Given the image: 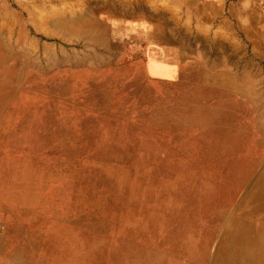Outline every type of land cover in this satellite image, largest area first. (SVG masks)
I'll return each instance as SVG.
<instances>
[{"label": "rangeland", "instance_id": "obj_1", "mask_svg": "<svg viewBox=\"0 0 264 264\" xmlns=\"http://www.w3.org/2000/svg\"><path fill=\"white\" fill-rule=\"evenodd\" d=\"M36 1L40 0H19L22 4L32 6L37 12L34 15L36 22L31 24L16 11L14 0H0V27L4 25L3 14L13 16L18 25L22 24L21 35L15 38L16 45L24 46L33 60L45 54L47 56L44 55L43 59L54 65L57 60L63 59L58 69L63 72V79L70 89L65 96L58 98L43 95L46 90L43 85L53 78L51 71L45 75L35 74L33 68L23 67L22 73L16 77L22 67L21 54H11L8 37L11 38L9 34L14 33L19 26L10 27V30L1 27L4 43L2 45L0 42V242L8 240L17 244L23 235L29 236L28 239L36 235L39 244L36 245V251L27 258L32 260V264H206V254L213 248L212 236L219 223L217 215L222 209L219 200L236 203L243 194V190L235 197L229 194L237 192L239 188L229 185L231 183L223 177L224 165L229 161L249 162L264 153L261 147L264 142H258L259 133H264V130L256 131L251 123L253 119L264 117V107L261 105L264 100V0H148L152 1L150 4L153 3L150 7L148 1L138 0L139 4L145 2L142 6L149 13H155L170 25V37L177 39V42L169 44L167 54L163 50L139 52L135 56L126 53L122 58H115L111 62L112 64L119 59L124 61L128 58L152 60L163 56L175 60L179 57L181 63L177 62L176 70H188L187 67L194 65L195 60L202 62L206 67L211 61V55H219L223 67L232 68L233 72L241 74V85L246 81L252 84V94L260 107L258 106V112L253 113V116H235L231 124L226 126L225 132L224 128L221 132L216 131L219 127H214L217 138L213 137L206 127L201 129L204 126H176L168 121V113L180 117L187 115L182 111L183 107L196 110L199 109L196 108L198 104L204 109H211L214 106L213 99L205 98L195 105L187 104L182 101L183 94L175 85L163 88L159 81L143 77L138 82L146 85L150 92L157 96L162 111L158 121L151 118L155 122L153 124L147 119L139 120L137 111L130 107L136 100L132 95L136 86L133 77L124 74L126 66L103 68L84 66L76 63L75 59L73 63L67 62L64 57L73 55L77 58L95 50V47L88 46L91 39L83 32L57 29L51 24L45 27L41 22L46 15V12L42 13L43 0L39 9L35 7ZM120 1L127 4L138 2ZM47 5L45 3V6ZM58 7L65 10L75 7L76 10L79 4L66 3ZM81 8L83 9V6L77 11ZM182 8L188 10L187 16L180 13ZM47 21L52 22L50 19ZM247 32L248 37L255 41L254 45L245 37ZM168 41L171 42L169 38ZM194 43L197 47L193 46ZM192 48H196L195 51H191ZM74 50L77 51L76 55L73 54ZM165 54L167 56H164ZM226 58L239 60L240 63L234 66L226 63ZM163 67L160 65L158 68ZM126 68L132 70L136 65L132 63ZM164 69L166 68L162 70ZM91 70L93 72H90ZM221 70L219 65L213 73ZM33 75L37 77L33 78ZM160 78L166 80L170 77L162 73ZM15 80L24 86L33 85L35 89L13 94L6 92V88L11 87ZM95 88L103 91L102 103L107 108L104 112L106 120L98 121V124L97 121L94 122V114L99 111L91 102L78 108L75 105L78 101L81 103ZM74 89L76 91H73ZM205 92H213V86H208ZM169 98L171 99L168 100ZM49 102L57 104L60 108L53 110L49 106L47 110L50 117L69 121L68 128H75L81 133L95 128L111 138L114 134L116 138L113 139V144L119 151L127 153L128 166L115 162L110 175L106 170H100L101 173H106L105 180L108 185L99 190L117 198L118 204L111 203L108 213H100L102 217H99L98 210L90 209L95 215L92 222L82 221L71 211L74 207L84 209L85 205H70L61 199L70 196L77 199L78 195L82 194L81 187L89 182L87 178L79 180L77 191L63 190L57 194L58 192L51 188L53 176L44 177L39 172L43 165L29 163L17 153L16 148L6 143V136L14 126L16 128L13 129L19 132H42L36 139L45 140L42 129H28L26 126L34 122L29 121L30 116L38 118L41 113L43 117L46 115L47 111L45 113L39 107L48 105ZM139 109L147 111V104H142L141 107L139 105ZM201 114L203 112L200 109L197 116ZM116 116L120 123L109 120ZM75 119L83 120L85 125L76 126ZM203 123H207V119ZM73 134L72 131L64 133L65 138L70 139ZM139 136L141 139H138ZM91 143L94 149L102 150L101 158L108 157L107 146L93 140ZM78 146L54 145L57 150L49 146L46 153L63 155L64 147ZM83 147L90 151V147ZM111 148L114 149L113 146ZM201 179L206 183L210 182L207 187L197 185ZM214 185L224 190L218 191ZM201 193L204 196L197 202L193 201L195 194ZM91 205L86 207L91 208ZM113 213L114 219L109 217ZM12 227L19 230L13 232L10 229ZM7 252L4 250V253Z\"/></svg>", "mask_w": 264, "mask_h": 264}, {"label": "bare ground", "instance_id": "obj_2", "mask_svg": "<svg viewBox=\"0 0 264 264\" xmlns=\"http://www.w3.org/2000/svg\"><path fill=\"white\" fill-rule=\"evenodd\" d=\"M147 1L148 0H146V2ZM150 2L147 3L149 4V7L153 4H150ZM14 3L17 8L16 11L27 18L28 23L33 24L36 22L34 20V15L37 12L32 6L22 4L19 0H14ZM45 3L48 5L45 6ZM66 3H78L79 7L83 6V9L81 8V10L77 11L79 7L76 10L75 7L66 10L58 7L59 5ZM139 3L140 2L138 1L134 4H127L126 2H121L120 0H43V11H41L42 13L46 12V15L43 14L45 15V18L41 22H43L45 27L52 25L57 29L76 31L78 33L83 32L87 35L88 39H91L88 46L95 47V50H93L90 54L86 53L81 56H77V58H74L73 55L64 57V59L69 63H73V59H75L76 63L81 64L87 62L89 63L91 61L93 62L92 64L95 65L111 64V62L114 61L113 59H118V57L122 58L126 53L129 54V56H135L141 52L140 48L142 46H145L148 49L160 47L166 52V54L169 53L167 50V48L169 49V44H176L177 42V39L170 37L168 32L170 28L168 26L170 25H167V23H165L166 21L160 19L155 15V13H149L147 9L142 6V3ZM39 6L40 8L42 7L41 0L35 4L36 9H39ZM154 9L156 8L154 7ZM187 11V9L182 8L180 13H185L187 16ZM154 12L157 13L155 10ZM3 16L4 25L1 26L2 28H8L10 30V27L19 26L15 29L14 33L9 34L11 38L8 37L11 43V54L13 56H16L18 53L21 54L20 61L22 67L20 72L16 73L15 76L18 77L20 73H22V70H24L23 67L33 68L32 70L35 71V74H43V70L46 71V69H53L52 66H50L45 59H43L45 54L42 55V57H38L37 60H33L24 46L16 45L17 41H15V38H18V36L21 35L22 24L19 23L18 25L13 16H11L12 18L10 16H5L4 14ZM161 16L162 14L160 17ZM47 19L52 20V22L48 23ZM1 27L0 39L2 40L0 42L3 45L4 39L1 37L3 29ZM36 28L38 29V27ZM67 34L69 33L67 32ZM246 34L247 35H245V37L248 40H251V45H254L255 41L248 37L249 32ZM57 38L59 39V37ZM168 38L171 42L168 41ZM71 40L69 43H71ZM220 40L221 44L222 38H220ZM212 42L215 43L214 41ZM185 43L187 42L185 41ZM187 44L190 45L191 43L188 42ZM193 46L197 47L195 43ZM194 49L196 48H192L191 51H195ZM75 51L76 50H74L73 54H75ZM198 53L200 54V52ZM166 54L164 56H167ZM210 59L211 61L206 67L202 64V62L196 60L193 62L194 65L191 64V66L189 65L190 67H187L188 70L185 71L189 78L187 82L189 87L187 86L186 93L182 95V101L187 104L195 105L200 102L201 99L210 98L214 100V106L211 109H204L203 106L198 104V107L196 108L199 109L196 110H189V107L185 108L187 115H185L186 118L184 121L195 126H204L201 129L206 127L205 129L210 131L213 137L217 138L218 135L216 131H221L223 128L225 129L226 126L231 124V121L235 118V116L239 117L242 114H249L253 116V113L258 112L259 104L258 100L255 99V95L252 94V84L250 82L246 81L244 85H241V74L233 72L232 68L223 67V62L221 61L222 59L219 55L213 54L210 56ZM62 60H57L55 64H59ZM177 62L178 64L181 63V59L179 57H176L175 59V64H177ZM226 63L236 66L239 65L240 61L226 58ZM56 65H54V68H57ZM219 65L222 70L220 72L213 73V70ZM183 73L184 71H182L179 75H182ZM36 77V75H33V78ZM210 85L213 86V92H205ZM32 89H35V86H24L22 84H18L15 80L11 87H7L5 91L13 94L15 92H26ZM49 90L52 92V88ZM261 105L264 107V100ZM39 108L43 109V107ZM200 109L203 114L198 117L197 114H199ZM204 110H207V112ZM259 115L261 116L262 114ZM205 119H207V123H203ZM251 123L252 127L256 131L259 130L260 132L262 129L264 130V117H258L257 120L253 119ZM214 127H219L220 130H218L219 128L216 130ZM225 131L226 129L224 132ZM40 133L42 132H27V130L19 132L18 130L11 129L9 134L6 136V143L11 147H17L36 155H43V153H46L49 146H53V150L58 149L49 141L44 142V140H37V135ZM259 136L260 140L258 142L263 143L264 133L260 132ZM43 143L46 144L43 145ZM88 143H90V145L86 146L90 147V151H88L87 147L83 146H78L77 148L64 147L63 156H73L79 152L80 156L91 155L93 156V159L101 158L100 155L102 154V150L94 149V147L91 146V141ZM257 146L260 145L257 144ZM43 147L45 148L44 152ZM261 147L264 151V145H261ZM230 150L229 152H231ZM17 153L21 154L22 152L17 151ZM122 158H124V156ZM28 162L37 165L43 164L40 161L35 160H29ZM43 166L44 167L39 168V172L45 177L53 176V186H51V188H53L56 193L58 192L57 194L63 190L72 189V191H77V187L79 188V180H82L83 177L88 179V184L81 187L82 194H79L77 199H75L74 196H70L65 199L61 198L65 203L70 205H85V207L83 206L84 209L81 207H74L73 210H71L74 215L79 216V219L82 221H93L92 219L95 218V215L93 214V210H90L92 208L98 210L99 214L102 212L108 213L111 203L114 205L118 204L117 198H113L112 196L104 193V191L99 190L102 186L108 185L105 180L106 173L103 174L100 170H106L109 172L108 175L112 172L110 167L105 168L99 161L90 163L82 162V160L79 162H54L43 164ZM223 177L231 183L229 185L238 186V193L243 190V194L236 202L237 205L235 207L233 206L230 210L225 211L222 222L214 229L211 241L213 243V248L206 254V264H264V153L259 158L254 160L252 159L249 162H226L224 165ZM203 183V185L207 186L206 181ZM217 189L224 190L219 186H217ZM229 193L231 194V192ZM5 195L6 194H4V196ZM91 204H93V206ZM89 205H91V208L86 207ZM114 207L116 208V206ZM99 217H102V214H100ZM109 217L114 219V213L110 214ZM10 229L13 232L19 230L17 227H12ZM21 237V241L17 244L12 241L9 242L8 240L4 243L0 242V264H16L14 262L20 264H32V260L27 258L36 251V245L39 244V239L36 235H32L31 239H28L27 237L29 236L25 235ZM1 250L3 251L2 253ZM4 250H6V252L9 250V252L6 254L4 253Z\"/></svg>", "mask_w": 264, "mask_h": 264}, {"label": "crops", "instance_id": "obj_3", "mask_svg": "<svg viewBox=\"0 0 264 264\" xmlns=\"http://www.w3.org/2000/svg\"><path fill=\"white\" fill-rule=\"evenodd\" d=\"M141 52H154L153 50H159L161 51L162 49L159 47L157 48H153V49H148L145 46H142L141 48ZM121 59H119V61H115L112 64H103V65H93V64H89V63H83L82 65H88V66H95V67H120V66H130V64L134 63V65H136L135 69H127L125 67L124 74L125 75H131L133 77V81H134V85L136 86V90L133 92V96L135 97V103L133 105H131L130 107L134 108L137 111V117L139 120L141 119H147L148 121H150V123H155L154 120L159 119L160 117V111L161 107H160V100L157 98V96H155L152 92H150L149 88L146 85L140 84L138 81L141 77L145 78V79H151V80H155V81H159L158 83L160 84V86H162L163 88H166L170 85H175V87L181 91L182 94L186 93L187 90V82H188V75L186 73L185 70L183 69H177L176 70V66L177 64H175V60H171L165 57H161V58H157V59H145V58H138V59H134V58H128L127 60L124 61H120ZM50 65V64H49ZM56 65V64H54ZM54 65H50L52 66L53 69H46V71L43 70V75L46 74V72L51 71V73H53V78L52 80H50L48 83H45L43 85V87L45 86L46 90L43 92V95H47V96H52L54 98H58L61 97L62 95L65 96L67 91H69V87H67V82H65V80L63 79V75L61 71H59V64H57V69H54ZM160 65H163V68H166L164 70L158 68ZM70 68L72 66H69ZM90 70V68H89ZM182 71H184V73L182 75H179L180 73H182ZM90 72H93L92 70ZM162 73H165L167 76H169V79L166 80H161L160 75ZM66 74V73H65ZM178 74V75H176ZM54 84V85H53ZM55 86V87H54ZM52 88V92H50L49 89ZM180 88V89H179ZM73 91H76L75 89ZM103 91L101 89H92L89 92V95L86 96L83 101L80 103L79 101L77 103H75V105L78 107L80 106H84L86 105L88 102L92 103V106L95 107V109L99 112H97L96 114H94L95 119L94 122H96V124H98V121H102L104 122L106 120V118L104 117L105 115V110L106 105L102 103V99L104 94H102ZM171 98H169L168 100H170ZM94 102H93V101ZM54 102V101H53ZM64 103H66L65 101H63ZM101 102V103H100ZM139 103V104H138ZM71 104V103H70ZM138 104V105H137ZM142 104H147V111H140L139 109V105L141 107ZM104 105V107H103ZM50 106V109H58L60 110V108H58L59 106L55 103H50L47 105H43V112L47 111L46 115L43 117V113L40 114V116L38 118H35V116H30L29 117V121H33L32 123L28 124L26 126V128L28 129H32V128H40L43 130V137H46V139L44 140V142L46 141H51L55 146H59V145H71L73 147H75L76 145L78 146L79 144H83V146L85 145H90V143H88L89 141H94L95 143L98 144H103L104 146H107L109 149H107L106 151L108 152V157L105 156L104 158H97V159H93V156L91 155H79V152L76 155L73 156H63V155H59V154H54V153H43V155H36V154H31L32 152H26L24 150H21L20 148L17 147H13L16 148L17 151H21L22 153L19 154L20 156H22L25 160L29 161V160H35V161H40L43 164H49V163H62V162H66V161H72V162H79L80 160H82V162H94V161H99L100 163H102V166L104 165L105 168L110 167L113 171V163L115 162H120L121 164H125L124 166H128V162H127V153L125 154V152H121L117 149V147L113 144V139L115 140L116 136H114L113 134V138H111L109 135H104L102 134L101 131H97L95 128L92 129L91 131H83V133H81V131L76 130L75 128H68L67 123L69 121H66L64 119H54L52 117L49 116L48 114V110ZM102 106V109H101ZM172 106V103L170 104L169 108ZM129 107V108H130ZM183 112H185V108L183 107L182 109ZM62 115L64 114V112L61 113ZM98 115H101V117H97ZM168 117H169V123L176 125V126H183V125H192L190 123L185 122V118L186 117H180V116H174L172 113H168ZM154 118V120L152 119ZM109 120H112V122L115 123H120V119L116 116V117H112L109 118ZM22 121V120H21ZM20 121V122H21ZM19 122V123H20ZM18 123V124H19ZM74 123L76 124V126H84L85 122L83 120H74ZM17 124V125H18ZM66 125V126H65ZM195 126V125H193ZM13 128H16V126H14ZM12 128V129H13ZM11 130V129H10ZM73 132L74 134L72 135L71 139L70 138H65L64 133L65 132ZM113 132H111L112 134ZM127 139V137H125ZM70 139V141H69ZM138 139H141V136L138 137ZM81 140V143H80ZM130 140V139H127ZM114 147V149H112L111 147ZM115 154V156H113V154ZM36 155V156H35ZM126 155V156H125ZM124 156V158H122ZM236 162V161H235ZM41 164V165H43ZM45 166V165H44ZM42 166V167H44ZM44 176V175H43ZM45 177V176H44ZM190 178V177H189ZM204 179V178H203ZM201 179V181H199L200 183L197 184L199 187L201 186H206L203 185L204 181ZM208 183H210L209 181H207ZM207 183V185H208ZM216 186V187H215ZM218 185H214V187L217 189ZM207 187V186H206ZM221 188V187H220ZM218 191H223V190H219ZM205 193V192H204ZM230 194V193H229ZM232 196L234 195V197L236 196V194H238V192H234L232 193ZM207 195V193H206ZM205 195V196H206ZM204 194H195V196L193 197V201L197 202L201 199V197H203ZM221 202V204L224 206H222V211L220 210L218 215H217V220L219 221V223L222 222V219L224 218L225 215V211L230 210L233 206L235 207L237 204L235 202H223V200H219ZM221 214V215H220ZM221 219V221H220ZM218 223V226H219ZM217 227V226H216Z\"/></svg>", "mask_w": 264, "mask_h": 264}]
</instances>
